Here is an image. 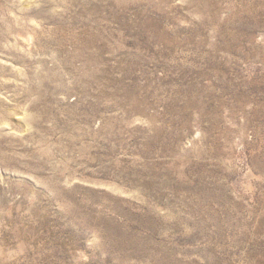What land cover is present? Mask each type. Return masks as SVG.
Returning a JSON list of instances; mask_svg holds the SVG:
<instances>
[{"label": "rangeland", "instance_id": "rangeland-1", "mask_svg": "<svg viewBox=\"0 0 264 264\" xmlns=\"http://www.w3.org/2000/svg\"><path fill=\"white\" fill-rule=\"evenodd\" d=\"M0 264H264V0H0Z\"/></svg>", "mask_w": 264, "mask_h": 264}]
</instances>
